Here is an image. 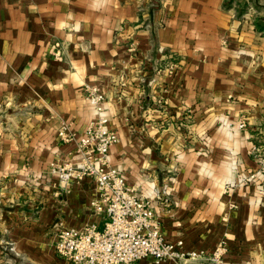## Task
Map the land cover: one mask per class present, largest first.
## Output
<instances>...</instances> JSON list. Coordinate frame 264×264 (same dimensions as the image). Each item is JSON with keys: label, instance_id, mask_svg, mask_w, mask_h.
<instances>
[{"label": "crops", "instance_id": "obj_1", "mask_svg": "<svg viewBox=\"0 0 264 264\" xmlns=\"http://www.w3.org/2000/svg\"><path fill=\"white\" fill-rule=\"evenodd\" d=\"M258 24L264 0H0L1 214L25 260L73 264L55 250L60 231L109 220L90 177L66 187L51 173L78 162L58 129L81 135L95 118L90 85L119 136L111 164L152 201L165 238L207 253L226 240L225 264H264Z\"/></svg>", "mask_w": 264, "mask_h": 264}, {"label": "built area", "instance_id": "obj_2", "mask_svg": "<svg viewBox=\"0 0 264 264\" xmlns=\"http://www.w3.org/2000/svg\"><path fill=\"white\" fill-rule=\"evenodd\" d=\"M177 67L172 61L166 69L173 74ZM86 93L95 118L81 135L74 133L72 124L66 121H61L58 129L62 142L76 144L78 162H53L51 173L66 187L90 177L98 191L91 206L109 220L102 229L91 225L81 230H61L55 244L57 254L73 264H134L145 258L155 264H187L188 260L193 264H225L226 240L207 253L186 252L183 241L172 243L165 238L152 201L138 195L119 168L111 164L110 150L119 142V136L109 127L104 93L90 85L86 86ZM239 127L244 128V123ZM260 164L264 170V160Z\"/></svg>", "mask_w": 264, "mask_h": 264}, {"label": "rangeland", "instance_id": "obj_3", "mask_svg": "<svg viewBox=\"0 0 264 264\" xmlns=\"http://www.w3.org/2000/svg\"><path fill=\"white\" fill-rule=\"evenodd\" d=\"M257 173H263L262 165L260 170ZM257 175V174H256ZM3 204L0 203V264H31L29 261L25 260V254H21L19 252V246L10 238L9 231H17L13 229L14 227H9V225L13 224V221L8 223H4L3 217L1 214V207Z\"/></svg>", "mask_w": 264, "mask_h": 264}, {"label": "trees", "instance_id": "obj_4", "mask_svg": "<svg viewBox=\"0 0 264 264\" xmlns=\"http://www.w3.org/2000/svg\"><path fill=\"white\" fill-rule=\"evenodd\" d=\"M243 11V10H242ZM257 28L259 29V30H261V31H263L264 32V27L263 26H259V24L257 25Z\"/></svg>", "mask_w": 264, "mask_h": 264}]
</instances>
